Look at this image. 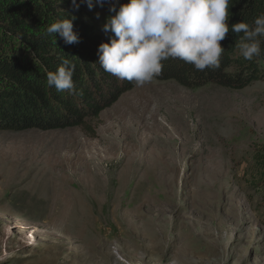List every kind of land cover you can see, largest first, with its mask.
Instances as JSON below:
<instances>
[{
    "label": "rangeland",
    "instance_id": "rangeland-1",
    "mask_svg": "<svg viewBox=\"0 0 264 264\" xmlns=\"http://www.w3.org/2000/svg\"><path fill=\"white\" fill-rule=\"evenodd\" d=\"M86 118L0 130V264H264V79H153Z\"/></svg>",
    "mask_w": 264,
    "mask_h": 264
},
{
    "label": "trees",
    "instance_id": "trees-1",
    "mask_svg": "<svg viewBox=\"0 0 264 264\" xmlns=\"http://www.w3.org/2000/svg\"><path fill=\"white\" fill-rule=\"evenodd\" d=\"M111 2L89 10L82 0H76L79 9L75 10L71 0L59 5L57 0H0V130L86 127V117L96 118L135 84L105 72L97 61L99 44L108 40L99 32L95 12L107 10ZM229 10L230 25H253L264 14V0H232ZM68 15L76 17L73 30L80 42L66 45L57 37L56 45L44 35L45 30ZM240 35L230 30L221 41L224 52L219 68L201 72L182 60L169 59L154 79L172 80L186 88L212 83L228 89H242L264 79V43L260 56L245 60L237 47ZM62 58L76 65L74 95L47 86V72H55Z\"/></svg>",
    "mask_w": 264,
    "mask_h": 264
},
{
    "label": "clouds",
    "instance_id": "clouds-1",
    "mask_svg": "<svg viewBox=\"0 0 264 264\" xmlns=\"http://www.w3.org/2000/svg\"><path fill=\"white\" fill-rule=\"evenodd\" d=\"M106 0H82L89 10L103 7ZM63 0H57V4ZM232 0H118L108 3V15L101 31L108 42L98 46V62L102 69L120 80L142 86L163 71V61L179 59L191 64L197 71L220 67L224 48L221 41L228 33L241 34L237 47L245 60L261 55L264 43V14L246 22L229 24ZM73 9L79 4L71 0ZM99 18V13L96 14ZM74 15L51 23L44 35L57 37L64 44L80 42L73 30ZM76 65L62 58L55 72H47V86L58 92L76 94L73 75Z\"/></svg>",
    "mask_w": 264,
    "mask_h": 264
}]
</instances>
